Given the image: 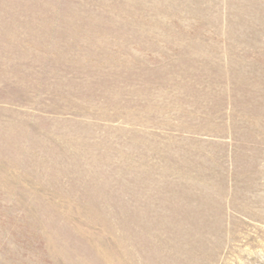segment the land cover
<instances>
[{"label":"rangeland","instance_id":"rangeland-1","mask_svg":"<svg viewBox=\"0 0 264 264\" xmlns=\"http://www.w3.org/2000/svg\"><path fill=\"white\" fill-rule=\"evenodd\" d=\"M0 264H264V0H0Z\"/></svg>","mask_w":264,"mask_h":264}]
</instances>
